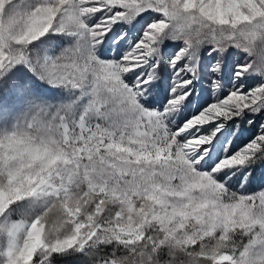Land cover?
<instances>
[{"label": "snow or ice", "instance_id": "obj_1", "mask_svg": "<svg viewBox=\"0 0 264 264\" xmlns=\"http://www.w3.org/2000/svg\"><path fill=\"white\" fill-rule=\"evenodd\" d=\"M0 264H264V0H0Z\"/></svg>", "mask_w": 264, "mask_h": 264}, {"label": "rangeland", "instance_id": "obj_2", "mask_svg": "<svg viewBox=\"0 0 264 264\" xmlns=\"http://www.w3.org/2000/svg\"><path fill=\"white\" fill-rule=\"evenodd\" d=\"M95 17H93L92 20H89V24H91L94 21ZM57 41L58 45H63L65 41L61 38H54ZM165 43H171L170 41H165ZM126 50L131 47V42L125 46ZM161 53H163V46L161 45L160 48ZM114 54V53H113ZM174 54V53H173ZM147 67V65H145ZM159 75V74H157ZM170 80V75H169ZM156 83H159L160 80L156 79ZM194 83L200 85L196 89V94L193 96V102L185 109L183 106L178 108L174 113H172L168 119L166 120V124L169 126L171 131L175 132L178 125H181L184 121L185 117H193L198 110V107L200 105H206L207 103L212 102V97L210 92H204L202 89L206 88L207 85L201 84L199 80L194 81ZM150 100H153V97H149ZM167 95L162 90L159 92V94L155 97L153 100V103L149 106L146 105V107H149L151 110L155 111H161L164 103L167 102ZM245 129H248L246 131L244 139L241 143H246L254 134H255V126L254 125H248L247 122H244ZM185 135H187L185 133Z\"/></svg>", "mask_w": 264, "mask_h": 264}]
</instances>
